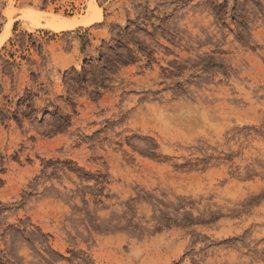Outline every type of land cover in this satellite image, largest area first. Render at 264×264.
<instances>
[{"label": "rangeland", "instance_id": "1", "mask_svg": "<svg viewBox=\"0 0 264 264\" xmlns=\"http://www.w3.org/2000/svg\"><path fill=\"white\" fill-rule=\"evenodd\" d=\"M8 28L0 264H264V0H0Z\"/></svg>", "mask_w": 264, "mask_h": 264}, {"label": "bare ground", "instance_id": "2", "mask_svg": "<svg viewBox=\"0 0 264 264\" xmlns=\"http://www.w3.org/2000/svg\"><path fill=\"white\" fill-rule=\"evenodd\" d=\"M90 8V12L87 16H84V18H81V20H72L65 16H59L53 13H46L43 14L39 10H28L25 12V18L27 20L31 21L36 26H41L44 28H49L54 31H62V30H70L73 28H76L77 26L84 24H91L95 21H99L102 18V13L99 7L95 2H92V5ZM12 26V23L9 25ZM11 34V28H8L7 33L5 36L0 37V47L5 42V37H7Z\"/></svg>", "mask_w": 264, "mask_h": 264}]
</instances>
